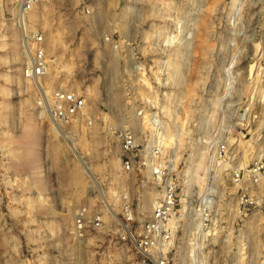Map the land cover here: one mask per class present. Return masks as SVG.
Here are the masks:
<instances>
[{
  "label": "rangeland",
  "instance_id": "374dc122",
  "mask_svg": "<svg viewBox=\"0 0 264 264\" xmlns=\"http://www.w3.org/2000/svg\"><path fill=\"white\" fill-rule=\"evenodd\" d=\"M19 2L0 0V264L132 257L123 227L140 224L126 221L123 196L140 191L141 175L121 164L128 129L139 142L154 133L180 173L176 264H264V170L259 183L246 184L253 205H240L230 180L243 163V171L264 165V0H44L25 16L28 31L45 40L48 74L40 83L24 76ZM40 85L47 96L56 89L83 96V113L60 127L39 105ZM150 93L162 109L155 130L132 109ZM149 186L143 206L133 207L136 218L152 213L157 191ZM209 188L211 224L185 218L191 193ZM82 209L100 213L103 229L79 235Z\"/></svg>",
  "mask_w": 264,
  "mask_h": 264
},
{
  "label": "built area",
  "instance_id": "2783aa9c",
  "mask_svg": "<svg viewBox=\"0 0 264 264\" xmlns=\"http://www.w3.org/2000/svg\"><path fill=\"white\" fill-rule=\"evenodd\" d=\"M42 1L44 0H21L20 9L26 16ZM23 47L25 53H30L29 61L24 68V76L26 79L40 83V80L48 74L44 36L41 33L27 31ZM40 86L42 91L46 92L44 87ZM132 95H136V93L129 94V96ZM39 105L43 109H48L50 117L57 125L69 127L73 120L83 113L86 103L83 96L77 93L56 89L46 98H43L39 92ZM132 109L138 121H141L142 125L147 123L146 127L149 130L162 127L159 117L162 109L153 99L151 93L140 105L132 106ZM148 132L149 139H145L147 137L145 134L144 142H139L137 132L131 129L121 133V164L128 173L137 170L141 178L139 179L140 191L136 195L125 194L123 196L122 207L126 221L137 222L140 227L134 232L125 233L122 237L123 240L129 241L131 244L132 257L119 264H176L173 242L177 228L184 220L181 213L184 194L180 173L171 157H168L166 161L165 149L162 144L155 142L154 133ZM220 148L221 152H226L225 145H221ZM263 170V163L261 164L257 160L246 171L242 169L230 171L232 184L242 192L241 206L253 205L254 199L246 192V184L259 183ZM149 182L157 191V196L154 197L155 204L152 205V213L147 219L136 218L133 207L136 205L139 210L143 206L148 191L152 188L149 186ZM189 198L190 202L186 207V209L189 208V212L185 218L194 222L198 221L205 226L210 225L212 207L210 188L203 196L199 197L191 193ZM75 228L79 235L89 230H102L100 213L89 216L87 211L82 209L76 216ZM194 264L201 263L194 262Z\"/></svg>",
  "mask_w": 264,
  "mask_h": 264
},
{
  "label": "bare ground",
  "instance_id": "6f19581e",
  "mask_svg": "<svg viewBox=\"0 0 264 264\" xmlns=\"http://www.w3.org/2000/svg\"><path fill=\"white\" fill-rule=\"evenodd\" d=\"M16 1H20L19 2V7H20V3H21V0H16ZM20 9V8H19ZM0 10H2V5H0ZM17 25H18V27H19V29L22 31V41H24V39H25V34H26V32L28 31V25H27V23H26V17H25V15L23 14V12H22V10L20 9L19 10V14H18V16H17ZM0 41H3V35L0 37ZM26 54V56L28 57V59L30 58V53H25ZM249 80H251L252 81V97H253V100H254V98H255V96H256V94L258 93V91H259V82H257V81H255L256 80V77L255 76H252V77H250L249 78ZM259 80V79H258ZM40 92H41V94H42V96H43V98H46L47 97V93L45 94V92H43L41 89H40ZM248 108V111H251V105L249 104V106L247 107ZM47 112H48V114H49V111H48V109H45ZM43 113V112H42ZM49 117H50V114H49ZM50 119L53 121V119L50 117ZM54 122V121H53ZM56 129H58L57 127H56ZM59 130V129H58ZM169 139H170V142H173V136L172 135H170L169 136ZM162 141H161V143H163L164 145H167L168 143H167V138L166 137H163L162 139H161ZM218 160V159H217ZM218 166L219 167H223V168H228L229 167V164H228V162H226V161H224V160H222V161H220L219 163H218ZM239 168H242V169H246V163H243ZM87 169V172L89 173V175H90V177L93 179V183L94 184H96V186H97V188L99 189L98 191H99V194H100V197H101V199L104 201V205H105V207L108 209V211H110L111 213H113V210L110 208V206H109V204H107L106 202H105V199H104V196L102 195V193L100 192V188H99V186H98V183H97V181H96V179L93 177V175H92V173H91V171H90V169L89 168H86ZM205 170H206V176L208 175V174H210V173H208V169H206L205 168ZM188 171V170H187ZM188 173V172H187ZM211 175V174H210ZM209 181V180H208ZM201 182H203V183H205V185H206V183H207V178L206 177H201ZM210 182H211V178H210ZM207 184H211V183H207ZM203 191H204V189H203ZM204 195V194H203ZM154 204H155V201H154ZM153 204V205H154ZM110 213V214H111ZM122 222V224H125L121 219L119 220V218H118V222ZM201 224V223H200ZM121 225V224H120ZM126 225V224H125ZM124 225V226H125ZM201 225H203V224H201ZM124 229V232L125 233H129V227H128V225H126L125 227H123ZM191 256L192 257H194V255H192L191 254ZM192 264H194V262L192 263Z\"/></svg>",
  "mask_w": 264,
  "mask_h": 264
}]
</instances>
